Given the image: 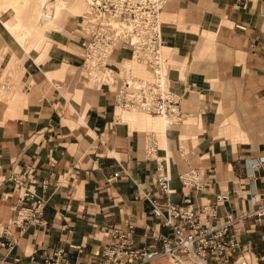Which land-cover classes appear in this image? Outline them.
Instances as JSON below:
<instances>
[{"label": "crops", "instance_id": "crops-1", "mask_svg": "<svg viewBox=\"0 0 264 264\" xmlns=\"http://www.w3.org/2000/svg\"><path fill=\"white\" fill-rule=\"evenodd\" d=\"M50 1L0 0V180L29 169L47 199L44 224L17 233L15 249L0 248V264H42L59 248L69 251V264H98L107 227L133 225L138 246L160 244L153 233L172 237L145 198L165 202L155 182L159 159L170 168L176 203L188 191L179 176L190 169L204 173V189L193 191L199 203L230 193L222 217L264 192V163L252 167L264 158V0H169L162 13L164 73L181 98L179 122L122 110L107 86L81 77L77 26L84 13L66 22L44 17L59 27L38 40L32 31L26 45L7 27L21 7L35 30L37 3ZM125 63L135 77L151 78L129 50H118L110 66ZM149 140L157 146L151 156ZM120 164L129 175L115 176ZM10 190L9 183L0 187V223L16 214ZM239 230L244 250L264 264V217Z\"/></svg>", "mask_w": 264, "mask_h": 264}, {"label": "built area", "instance_id": "built-area-1", "mask_svg": "<svg viewBox=\"0 0 264 264\" xmlns=\"http://www.w3.org/2000/svg\"><path fill=\"white\" fill-rule=\"evenodd\" d=\"M169 0H90L80 16L77 31L82 36V70L89 76L101 77V85L113 93L115 105L122 110L182 121L180 96L170 88L164 73L162 13ZM118 50H129L132 58L145 65L151 78L132 74L126 63L119 69L110 66ZM156 143L149 140L148 155H153ZM155 182L163 204L145 194L153 205L152 213L170 229L172 237L153 233L150 237L158 245L138 246L135 227L128 229L107 227L98 264H252L240 240V224L248 219L260 221L264 217V192L252 194L247 209L222 217L219 207L230 201V193L221 192L206 204L199 203L196 194L204 189V173L190 169L179 179L188 189L181 203L173 200L171 171L163 159L157 160ZM264 158L252 161L254 169L263 167ZM129 175L120 164L115 173ZM135 182V181H134ZM11 184V195L16 197V214L6 223H0V248L8 251L19 245V235L32 225H43L47 199L38 193L33 182V171H11L0 180V187ZM43 182V187L48 186ZM137 189L139 184L135 182ZM80 246L71 245L70 248ZM69 251L59 248L45 256L42 264H69Z\"/></svg>", "mask_w": 264, "mask_h": 264}, {"label": "bare ground", "instance_id": "bare-ground-1", "mask_svg": "<svg viewBox=\"0 0 264 264\" xmlns=\"http://www.w3.org/2000/svg\"><path fill=\"white\" fill-rule=\"evenodd\" d=\"M72 1L73 2L71 3V0H51L46 5H43V8L46 9L45 12H47V10L50 9V13L52 14L51 17L54 18V20L59 21L63 18V16H66V18H64L66 22V20H68L72 15H79L73 7L74 1H78V0H72ZM79 1L85 3L88 8V2L90 0H79ZM41 9H42L41 4H37L36 9H35V14L33 15L34 18L38 19L40 16H42L43 11ZM57 24L58 23H52V22L44 23L43 22L42 25L40 26L38 25L37 28L34 30L33 24L27 21L23 22L21 19H18L15 16L11 18L10 21L8 20L6 25L22 41V43L26 45L28 40H30L29 38L31 36L32 31L36 32V36L34 37L33 40H38L35 38L40 37L43 33L55 30V28L59 27ZM84 77L88 79L89 81H92L94 83L101 85V83L97 80L98 76L92 77L86 74L84 75ZM160 118H162L164 121L168 120L167 118H164V117H160ZM255 264H259V263L255 262Z\"/></svg>", "mask_w": 264, "mask_h": 264}, {"label": "rangeland", "instance_id": "rangeland-1", "mask_svg": "<svg viewBox=\"0 0 264 264\" xmlns=\"http://www.w3.org/2000/svg\"><path fill=\"white\" fill-rule=\"evenodd\" d=\"M21 2H24V0H18V3H21ZM26 2H27V0H26ZM73 1L71 0V3H72ZM44 4L46 3V1L45 2H43ZM38 4V3H37ZM73 7H74V9L76 10V12L78 13V14H83V13H85V10H86V8H87V5L85 4V3H83V2H81V1H74V3H73ZM36 9V8H35ZM42 11H43V15H42V17H39L38 19L40 20V24H39V26L40 25H42V23H43V20L45 19L44 17H48V15H52L51 13H50V9H48L47 10V12H45V10L46 9H44L43 7H42V9H41ZM21 14H22V8L21 7H18L17 8V15H16V17L18 18V19H21L23 22H24V20L21 18ZM35 14V10H34V13H33V15ZM32 15V16H33ZM79 74L81 75V77L83 78V76L84 75H86V73L82 70V68H80L79 69ZM257 260L255 259V258H253V259H251V262H252V264H255V262H256ZM258 262V261H257Z\"/></svg>", "mask_w": 264, "mask_h": 264}]
</instances>
